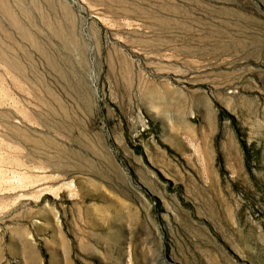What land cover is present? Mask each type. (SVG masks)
I'll return each mask as SVG.
<instances>
[{
  "label": "rangeland",
  "instance_id": "obj_1",
  "mask_svg": "<svg viewBox=\"0 0 264 264\" xmlns=\"http://www.w3.org/2000/svg\"><path fill=\"white\" fill-rule=\"evenodd\" d=\"M0 264H264V0H0Z\"/></svg>",
  "mask_w": 264,
  "mask_h": 264
}]
</instances>
